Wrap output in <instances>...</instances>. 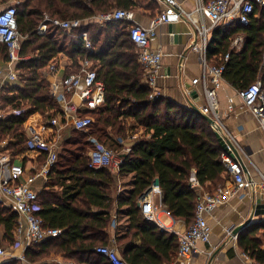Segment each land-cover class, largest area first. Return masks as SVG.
<instances>
[{"label":"trees","instance_id":"1","mask_svg":"<svg viewBox=\"0 0 264 264\" xmlns=\"http://www.w3.org/2000/svg\"><path fill=\"white\" fill-rule=\"evenodd\" d=\"M160 6L157 0H19L17 28L26 36L20 53L30 57L16 65L24 86L3 84L0 88V108L10 105L21 111L18 115L0 117V141L14 138L8 148L13 154L23 152L26 136L22 130L26 119L33 114L59 113V104L43 76L45 67L59 53L72 61L64 74L76 72L80 60L91 58L105 86L99 106L89 112L95 117L89 131L71 130L60 146L45 187L38 191L36 214L41 217L43 228L63 231L56 237L31 241L24 252L27 261L55 264L52 257H61L73 264H111L93 248L108 244L111 208L115 203L117 216L127 217L126 230L115 232L122 258L129 264H169L177 254L178 236L141 214L140 195L157 183L165 210L188 227L194 220L199 192H212L226 180L220 142L201 112L162 95L148 99L150 89L143 81L128 22L117 20L99 26L86 21L70 33L42 22L45 14L51 18L87 19L119 8L135 12L148 8L153 18ZM40 25L45 27L42 34L37 33ZM82 32L92 41V53L82 43ZM238 34L244 40L240 50H235L230 43ZM263 49L264 8L254 4L247 25L233 22L213 28L206 55L210 59L228 52L223 78L236 89H242L258 77L264 82ZM0 58L8 62L3 43ZM27 105L30 108L23 110ZM127 120L131 121L128 128L141 127L146 137L137 139L123 156L119 175H131V188L122 196L114 191L115 175L106 168L90 167L87 153L93 147L89 137L121 148ZM192 169L201 188L191 185ZM17 220L12 209L0 206L2 241L8 247L14 242L12 231L18 225ZM237 245L253 260L264 264V220L246 226L238 234Z\"/></svg>","mask_w":264,"mask_h":264},{"label":"built area","instance_id":"2","mask_svg":"<svg viewBox=\"0 0 264 264\" xmlns=\"http://www.w3.org/2000/svg\"><path fill=\"white\" fill-rule=\"evenodd\" d=\"M162 9L151 19L149 26H145L135 20L134 11L127 9H113L97 13L87 19H60L44 15L42 22H49L51 25L70 33L79 28L86 21H92L99 26L110 21L123 20L128 22L130 39L135 46L137 60L142 67L143 81L148 85L150 92L148 99H154L159 94L157 90V79L161 76L162 52L159 48L151 46L152 40L157 36V28L160 25L189 19L197 28L199 42L192 45L195 51L201 54L203 73L201 81L204 89L205 104L201 107V113L210 119V126L216 134L220 145V158L225 168L227 179L225 184L215 187L212 192L201 191L195 206L193 222L181 233L178 234V250L176 258L169 264H190L194 254L199 252L198 242L208 243L211 236V226L208 223L207 215L216 207L223 204L230 197L239 191L250 187V193L255 197L259 195L264 203V171L258 170V181H249L245 170L247 161H250L246 148L237 140L236 136L225 126L218 111L217 90L223 85V72L229 53L221 55L218 62L208 61L206 58L207 33L210 28L218 24L228 25L239 22L247 25L250 15L253 12L254 4L264 8V0H191L193 10L188 11L179 0H157ZM19 0H7L0 8V43H3L8 52V74L2 84L16 78L15 65L20 60L29 59L30 55H21V43L26 36H23L17 28L16 14ZM198 18L206 19L210 27L199 26ZM45 32V27L40 25L37 33ZM82 43L89 53L94 51L92 41L86 32L80 34ZM236 42V41H235ZM261 65L264 66V49L261 57ZM72 66V65H71ZM71 67H69L70 69ZM48 69L57 75L58 65L50 62ZM2 75V70H0ZM7 80V81H6ZM199 81L198 78L193 83ZM210 83V85H208ZM105 86L98 77L96 67L91 58H84L79 61L78 70L74 73L63 74L52 83L50 91L59 104L60 110L56 116H44L39 119L36 128L29 127L26 138V146L30 151L38 154H45L44 162L34 173H27L25 168L14 161L11 155L5 152L0 153V206L12 209L18 217V225L15 228L18 238L27 247L31 241H40L60 235V228H43L42 219L36 214L38 192L32 188V183L38 178L46 179L50 169L56 160V153L59 141L64 133V128L69 124L73 129L86 131L93 122L89 113L96 109L102 99ZM243 106L249 110L257 119L260 128L264 131V82L259 77L248 86L237 90ZM228 109H232L229 104ZM20 110H13L18 115ZM1 117V115H0ZM130 140L115 152L109 147L92 139L93 148L89 151V166L95 169L106 168L111 173L119 175L123 155L128 153L137 136L131 132L127 133ZM122 142V141H121ZM229 182V184H228ZM191 185L201 187L195 177L191 178ZM162 191L157 183H153L139 197L138 206L141 214L148 220L156 222L162 229L164 225L156 218L158 210L162 207ZM166 213L169 214L168 211ZM264 219V217H263ZM112 227L117 226L116 217L112 219ZM228 229L227 234L233 240H237V232ZM24 233V234H22ZM22 241V242H23ZM97 253L105 256L111 264H129L120 254L114 237L110 243L99 245L93 248ZM244 260L249 264H260L253 260L247 253H242ZM14 253L0 246V257H14ZM18 258L28 263L22 253ZM29 264H37L30 262ZM62 264H72L64 262Z\"/></svg>","mask_w":264,"mask_h":264},{"label":"crops","instance_id":"3","mask_svg":"<svg viewBox=\"0 0 264 264\" xmlns=\"http://www.w3.org/2000/svg\"><path fill=\"white\" fill-rule=\"evenodd\" d=\"M179 1L183 4L186 10H193L191 0ZM140 9L136 12L134 11L135 20L145 26H149L152 19L150 16V9L146 8L144 12ZM160 9H162V6H160ZM197 24L199 26L205 25L207 28L210 27L209 22L206 19L198 18ZM213 28L208 30L207 44L209 35ZM195 30H197L196 26L187 18L160 25L157 28V36L152 40L151 46L153 48H159L162 52L161 76L157 79V90L159 91V94L181 105L200 110L205 104V96L203 84L200 80L203 73L201 54L192 48L193 44L199 42V36L198 34H195ZM235 37L237 39L232 41L233 48L235 50H240L244 37L242 34H238ZM239 39L241 42L239 45H236ZM220 56L221 54L216 56L217 58L213 57L209 59L206 55V58L208 61L218 62L217 60ZM50 62H56L58 65L59 70L57 75L49 71L48 65ZM50 62L43 70V76L48 82L49 88L52 87L54 80L63 75L65 69H69L72 65L71 59L62 53H59ZM7 63L8 62H5L0 58V70H2V75H0V88L3 85L1 81H4L3 79L6 78L9 71ZM16 65L14 67V71L17 75L16 78L14 80H9L4 84H7L9 87L22 88L24 86V81L20 78L19 70L16 69ZM196 78H198L199 81L193 83V80ZM208 85H210V83H208ZM237 90L238 89L233 87L227 81H224L223 85L217 90L219 103L218 111L225 126L236 136L237 140L246 148L249 154L250 161H247V167L245 170L247 179L249 181H258L259 176L257 169L264 171V131L260 128L259 123L253 114L243 106L241 98L237 94ZM229 104H232V109L230 110L228 109ZM29 108L30 105H27L23 110H27ZM13 110L17 109L12 108L10 105L5 108H0V115L1 117H7L11 113L13 114ZM3 112L6 113L3 114ZM41 118H44V116L40 114H33L26 119L22 130L26 138L28 135V128H36L38 126L39 119ZM127 123L130 124L131 121L127 120ZM71 130H73V128L67 124L64 128L62 138L59 141L60 145L69 137V132H71ZM14 141L15 139L11 137L2 139L0 141V153L5 152L10 154L12 159L21 164L27 173L32 174L38 171L39 167L44 162L45 154H38L37 152L30 151L26 145V149L23 152L13 154L12 149L8 148V144L14 143ZM124 144L125 141L123 140L121 142V148ZM59 151L60 147L58 146L56 158ZM114 175L116 177L114 191L117 190L116 194L118 195L120 190V187H117L118 181L125 176ZM127 176L128 177L125 178H129L131 182V175ZM192 177H195L194 169H192L191 178ZM47 178L44 179L42 177H38L32 183V188L37 192L40 191L45 187ZM225 182L226 180L222 184L224 185ZM130 188L131 185L129 189ZM128 190L119 195H126ZM258 199H260L259 195L253 197L250 193V187H247L245 190L239 191L237 194L230 197L227 201L216 207L210 214H208L207 220L212 229L210 240L208 243L202 241L198 242L197 246L199 252L194 254L190 264H249L246 260H244L242 254L243 251L238 247L237 240L231 239V237L227 234V231L230 228L234 229L241 226V224L248 220L249 224L254 221L264 220V208L256 207ZM260 203L263 204L261 200ZM93 210L95 211L98 209L93 208ZM111 216L112 219L116 217L117 226L112 227L110 223V228L108 230V243H110L112 237H114L116 243L115 237L117 233L115 232H117V230L121 232L126 230L127 217L125 214L117 216L115 203L111 208ZM156 218L164 225L163 230L173 232L177 236L187 228V225L182 219H175L170 214L166 213L163 205L158 210ZM249 224L245 225L237 232V237L238 234L244 231V228H246ZM12 233L14 235L13 245L10 246V248H4L12 251L15 256L10 258L0 257V264H29L30 262L25 263L18 258L19 255L22 253L24 254L25 252L26 246L25 242L22 240L24 236L22 235L21 238H18L15 229ZM2 234L3 228L0 226V242L2 241ZM62 260L63 259L61 257H52L51 259V261L55 264H62Z\"/></svg>","mask_w":264,"mask_h":264},{"label":"rangeland","instance_id":"4","mask_svg":"<svg viewBox=\"0 0 264 264\" xmlns=\"http://www.w3.org/2000/svg\"><path fill=\"white\" fill-rule=\"evenodd\" d=\"M5 3L6 2H4V1H1L0 0V8H2V6H4L5 5ZM140 10H142L143 12L146 10V9H143V8H141ZM150 13H151V11H150ZM147 14V13H146ZM234 39H237L236 37H234L232 40H231V43H230V47L231 48H233V45H232V41H234ZM241 41H240V39L238 40V42L236 43V45H239V43H240ZM234 47H236V46H234ZM234 49V48H233ZM6 112H3V114H5ZM92 117L93 118H95L93 115H92ZM127 125V130H126V138L124 139V141L126 142V143H129L130 142V140H128V138H127V133L129 134V132H131V133H133V134H135L136 136H137V138L138 139H142V138H144V137H146V135H145V133L143 132V129L141 128V127H132V128H128V125H129V123H127L126 124ZM89 130H86L85 132H88ZM71 132H69V135H71L70 134ZM112 135V137H114L115 138V136H114V134H111ZM92 139L93 138H88V140H90V141H92ZM96 140V139H95ZM97 141V140H96ZM93 144V143H92ZM103 145H105V146H107V147H109L110 149H112L113 151H115V152H120V148H117V147H115V145H113V146H110L108 143H105V144H103ZM61 145L59 144V147H60ZM94 146V145H93ZM93 148V147H92ZM92 148H90L89 150H88V153H89V151L92 149ZM87 153V154H88ZM125 177H128V176H125ZM125 177H122L121 178V180H119L118 181V186L117 187H120V190H119V193L118 194H123L125 191H127L128 189H129V187H130V180H129V178H125ZM224 183V182H223ZM221 184V183H220ZM220 184H218V185H220ZM217 185V186H218ZM117 191V190H116ZM116 191H115V193H116ZM123 220H124V218H123ZM0 245H2L3 247H5V248H10V246H12V245H10L9 247L7 246V244H6V242L3 240V241H1L0 242ZM62 263H64V262H66L65 260H62L61 261ZM72 263V262H71ZM20 264V263H19Z\"/></svg>","mask_w":264,"mask_h":264},{"label":"water","instance_id":"5","mask_svg":"<svg viewBox=\"0 0 264 264\" xmlns=\"http://www.w3.org/2000/svg\"><path fill=\"white\" fill-rule=\"evenodd\" d=\"M195 34H197V31L195 30ZM198 112H201L199 109H196ZM202 114V116L210 123L211 122V119L207 116V115H205V114H203V113H201ZM124 156V155H123ZM257 206L256 207H262V208H264V203L263 204H261L260 203V199H258L257 200ZM263 213H264V210H263ZM247 224H249V220L248 221H246L245 223H243V224H241V226H239V227H236V228H234V230H233V232L234 233H236V232H238L242 227H244L245 225H247ZM212 258V257H211Z\"/></svg>","mask_w":264,"mask_h":264}]
</instances>
